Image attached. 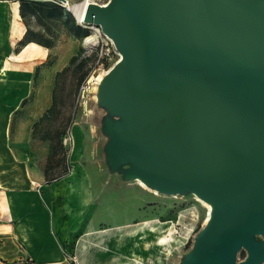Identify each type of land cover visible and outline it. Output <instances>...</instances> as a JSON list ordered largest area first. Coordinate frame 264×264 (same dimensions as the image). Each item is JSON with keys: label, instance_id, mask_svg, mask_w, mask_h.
<instances>
[{"label": "water", "instance_id": "obj_1", "mask_svg": "<svg viewBox=\"0 0 264 264\" xmlns=\"http://www.w3.org/2000/svg\"><path fill=\"white\" fill-rule=\"evenodd\" d=\"M82 22L119 55L95 92L106 172L209 205L178 264H264V0L90 2Z\"/></svg>", "mask_w": 264, "mask_h": 264}, {"label": "rangeland", "instance_id": "obj_2", "mask_svg": "<svg viewBox=\"0 0 264 264\" xmlns=\"http://www.w3.org/2000/svg\"><path fill=\"white\" fill-rule=\"evenodd\" d=\"M83 1L68 0L72 4ZM74 18L89 31L86 37L76 38L61 29L51 50L38 44L34 55L37 58L21 62L22 96L27 101L14 116L10 129V145L21 156L23 167L43 168L55 132L68 125L62 137L68 162L89 179L91 203L85 222L66 245H61L66 259L57 264H178L205 225L210 207L195 196L159 194L139 186L138 181L122 182L106 172L101 153L104 139L99 131L104 111L96 105V78L119 57L112 41L99 27ZM107 42L112 59L101 63L100 55L107 50ZM86 71L93 87L90 100L85 109L76 107L73 111L79 79ZM53 98V112L34 129L33 123ZM77 137L81 139L78 151L73 148ZM244 255L239 254L238 260Z\"/></svg>", "mask_w": 264, "mask_h": 264}, {"label": "crops", "instance_id": "obj_3", "mask_svg": "<svg viewBox=\"0 0 264 264\" xmlns=\"http://www.w3.org/2000/svg\"><path fill=\"white\" fill-rule=\"evenodd\" d=\"M25 30L18 0H0V227H10L0 230V264H57L66 259L61 245L85 222L89 179L71 168L67 176L46 184L44 168H24L10 145L13 113L23 100L19 67L37 58H23L29 43L16 52ZM7 59L9 70L2 71ZM80 144L77 137L73 148L78 151Z\"/></svg>", "mask_w": 264, "mask_h": 264}, {"label": "trees", "instance_id": "obj_4", "mask_svg": "<svg viewBox=\"0 0 264 264\" xmlns=\"http://www.w3.org/2000/svg\"><path fill=\"white\" fill-rule=\"evenodd\" d=\"M19 15L26 30L23 37L18 42L16 52L18 53L26 44L30 42L37 43L44 48L51 50L57 40L61 29L67 30L76 38L86 37L89 31L79 25L74 16L66 11L59 4L50 0H18ZM43 62L41 65H43ZM108 67V64H105ZM37 69V68H36ZM88 72H84L79 79V84L76 90L73 111H76L75 100L80 84L87 78ZM36 76V71H35ZM27 101V97L23 98L19 108L13 113V117L17 115L19 109H22ZM54 98L51 105L44 111L38 121L33 123V128L43 123L53 112ZM68 125L66 126V128ZM65 128V129H66ZM64 130H57L54 136V144L48 149L46 160L44 163L43 175L46 184L59 181L67 176L71 170L68 162L67 148L64 146L62 137L65 134ZM58 169V170H55ZM244 252H240L243 255ZM245 257V255H244Z\"/></svg>", "mask_w": 264, "mask_h": 264}, {"label": "built area", "instance_id": "obj_5", "mask_svg": "<svg viewBox=\"0 0 264 264\" xmlns=\"http://www.w3.org/2000/svg\"><path fill=\"white\" fill-rule=\"evenodd\" d=\"M52 2H55L57 4H59L61 7H63L64 9H66V7L64 6V4L68 1H62V0H50ZM107 44V50L100 55L101 59V63H104L107 60H111L112 59V55L109 52V47H108V42ZM116 55L119 57L118 53H116ZM99 58V60H100ZM93 87H92V83L89 77H87L79 86L78 88V92H77V96H76V100H75V105L78 108H83L85 109L88 101L90 100V93L92 91ZM0 230L2 232H5L6 230H10V227L7 226H1Z\"/></svg>", "mask_w": 264, "mask_h": 264}, {"label": "bare ground", "instance_id": "obj_6", "mask_svg": "<svg viewBox=\"0 0 264 264\" xmlns=\"http://www.w3.org/2000/svg\"><path fill=\"white\" fill-rule=\"evenodd\" d=\"M90 2L88 0H84L82 3L80 4H72L69 3L68 1L64 4V6L67 8V10H69L70 12H72V14L79 20L82 21V17L84 15L85 12V8L86 6L89 4ZM38 47H40L38 44L32 42L29 43L28 45H26L23 48V52H22V56L25 55H29V56H34L37 52V50L39 49ZM11 58H13L11 56ZM8 65H9V60H5L4 62H2V71H8ZM101 74L97 76L96 80L97 82L100 80L101 78ZM139 186L145 187L141 182L138 181ZM195 199L201 203H203L205 206H207L202 200L198 199L195 197ZM91 232V231H90ZM122 256V255H121ZM126 258V257H125ZM131 260H135L134 258ZM141 263V262H140Z\"/></svg>", "mask_w": 264, "mask_h": 264}]
</instances>
